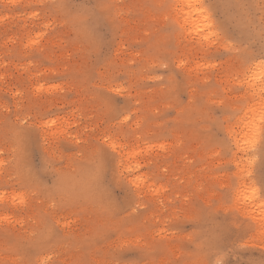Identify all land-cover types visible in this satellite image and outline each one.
<instances>
[{"label": "rangeland", "instance_id": "374dc122", "mask_svg": "<svg viewBox=\"0 0 264 264\" xmlns=\"http://www.w3.org/2000/svg\"><path fill=\"white\" fill-rule=\"evenodd\" d=\"M176 1L0 0V264H264V0Z\"/></svg>", "mask_w": 264, "mask_h": 264}, {"label": "bare ground", "instance_id": "6f19581e", "mask_svg": "<svg viewBox=\"0 0 264 264\" xmlns=\"http://www.w3.org/2000/svg\"><path fill=\"white\" fill-rule=\"evenodd\" d=\"M175 1H176V0H175ZM177 1H178V2H177ZM177 1H176V2L179 3V4H181L180 6H183V7H184L185 4H187V5H191V6L193 7L192 4L196 3V2L193 3V2H192L193 0H177ZM191 2H192V3H191ZM187 5H186V6H187ZM201 6H202V5H201ZM183 7L181 8V10L184 12V11H186V10H185ZM199 7H200V5H199ZM199 7H197V8L200 10L201 7H200V8H199ZM187 8H189V7H187ZM190 8H191V7H190ZM183 9H184V10H183ZM187 10H188V11H186L185 14H184V15H186V16H182V14H181V17H184V18H185V22H186L187 24H195V22H194V21H195L194 17H195V14H197V13H195L194 10H196V9H195V8H192L191 10H190V9H187ZM201 10H202V9H201ZM182 11H181V12H182ZM203 11H204V9H203ZM199 12H200V11H199ZM199 12H198V13H199ZM193 13H195V14H193ZM200 13H201V15H202L203 12H200ZM200 13H199V14H200ZM200 17H201V16H200ZM201 18H202V17H201ZM197 19H198V18H197ZM198 20H201V19H198ZM182 22H184V21H182ZM198 25H199V24H198ZM191 26H192V25H191ZM191 26H190V27H191ZM192 27H193V26H192ZM255 67H256V66H255ZM256 68H257V70H258V66H257ZM250 69H251V68H250ZM254 69H255V68H254ZM253 71H254V70H253ZM251 73H252V71H251ZM257 73H258V72H257ZM255 74H256V73H255ZM258 74H259V73H258ZM251 75L253 76V74H251ZM260 76H261V75H260ZM258 77H259V75H258ZM253 78H254V77H253ZM255 78H256V77H255ZM260 78H261V77H260ZM259 80H260V79H259ZM256 85H257V84H256ZM259 85H260V84H259ZM262 85H263V84H262V82H261V86H262ZM261 86H260V87H261ZM251 87H252V86H251ZM256 87H257V86H256ZM258 87H259V86H258ZM253 88H255V87H253ZM253 88H251V91H252ZM262 89H264V88L262 87ZM256 90H257V89H256ZM256 90H255V91H256ZM253 91H254V90H253ZM259 91H260V88H259ZM258 93H259V92H258ZM260 93H261V92H260ZM254 94H255V92H254ZM256 94H257V93H256ZM261 94H262V93H261ZM262 95H263V94H262ZM257 96H259V95H257ZM260 98H261V97H260ZM262 98H263V97H262ZM259 106H260V105H259ZM251 110H252V109H251ZM253 110H254V109H253ZM249 111H250V110H249ZM248 113H249V112H248ZM253 113H254V112H253ZM255 113H256V112H255ZM244 114H245V112H244ZM246 115H247V114H246ZM251 116H252V115H251ZM255 116H256V115H255ZM255 116H254V118H255ZM245 117H248V115L245 116ZM254 118H253L252 121H254ZM249 119H250V118H249ZM257 119H259V118H257ZM257 119H256V120H257ZM256 120H255V121H256ZM242 121H243V120H241V122H242ZM245 121H246V120H244L243 122H245ZM258 121H259V120H257V122H258ZM251 123H252V122H250L249 124H251ZM254 123H255V122H254ZM260 123H261V122H260ZM244 124H246V123H244ZM252 124H253V123H252ZM256 124H257V123H256ZM241 125H242V124H241ZM239 126H240V123H239ZM252 126H253V125H252ZM244 127H245V126H244ZM248 127H249V125H248ZM248 127H247V128H248ZM259 127H260V126H258V128H259ZM256 128H257V127H256ZM240 130H241V129H240ZM243 130H244V129H243ZM248 130L250 131L251 129H248ZM248 130L246 129L245 131L247 132ZM252 130H253V129H252ZM252 130H251V131H252ZM251 131H250V132H251ZM257 131H258V130H257ZM241 134L244 135L243 132H242ZM246 134H247V133H246ZM246 134H245V135H246ZM249 134H250V133H249ZM251 137H252V135H251ZM249 138H250V137H249ZM250 139H251V138H250ZM138 178H139V177H138ZM138 178H137V179H138ZM139 179H140V178H139ZM139 179H138V180H139ZM143 180H144V179H143ZM137 182H138V181H137ZM135 183H136V182H135ZM253 201H256V200H255V199H254V200H251L252 205H253ZM256 202H257V201H256ZM263 203H264V202H263ZM249 205H250V204H249ZM255 205L258 206V203H257V204L255 203ZM255 205H254V206H255ZM259 205H260L259 208H260L261 206L263 207V204H259ZM257 206H256V207H257ZM251 207H252V206H251ZM257 208H258V207H257ZM257 208H256V210H257ZM250 209H251V208H250ZM254 209H255V207H254ZM251 211H252V210H251ZM263 211H264V209L262 210V212H263ZM252 213L254 214V212H252ZM253 216H255V214H254ZM259 219H260V218H259ZM259 221H260V220H259Z\"/></svg>", "mask_w": 264, "mask_h": 264}, {"label": "snow or ice", "instance_id": "6c2138e0", "mask_svg": "<svg viewBox=\"0 0 264 264\" xmlns=\"http://www.w3.org/2000/svg\"><path fill=\"white\" fill-rule=\"evenodd\" d=\"M261 121H264V114L261 115Z\"/></svg>", "mask_w": 264, "mask_h": 264}]
</instances>
